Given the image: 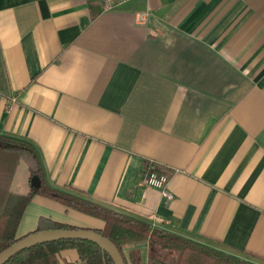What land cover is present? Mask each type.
Here are the masks:
<instances>
[{
    "label": "crops",
    "instance_id": "crops-1",
    "mask_svg": "<svg viewBox=\"0 0 264 264\" xmlns=\"http://www.w3.org/2000/svg\"><path fill=\"white\" fill-rule=\"evenodd\" d=\"M0 134L53 187L264 264V0H0ZM152 165L172 198L143 183ZM11 190H29L24 161ZM41 218L103 227L35 196L17 237Z\"/></svg>",
    "mask_w": 264,
    "mask_h": 264
},
{
    "label": "trees",
    "instance_id": "trees-1",
    "mask_svg": "<svg viewBox=\"0 0 264 264\" xmlns=\"http://www.w3.org/2000/svg\"><path fill=\"white\" fill-rule=\"evenodd\" d=\"M20 161H24L29 170V190L26 194L11 190V182ZM150 171L157 175L168 173L161 165L150 166ZM33 177H37L36 184L32 182ZM35 196L55 200L101 219L103 227L93 230L115 244L125 264H141L140 249L134 247L137 243H147V264H256L167 230L151 227L126 213L53 187L45 178L34 146L24 139L0 134V252L20 238L17 237L19 223L25 208ZM48 229L78 227L41 218L34 231ZM65 249L75 250L84 264H113L110 256L98 245L79 239L37 244L18 252L4 264H77L59 262L57 256Z\"/></svg>",
    "mask_w": 264,
    "mask_h": 264
},
{
    "label": "water",
    "instance_id": "water-1",
    "mask_svg": "<svg viewBox=\"0 0 264 264\" xmlns=\"http://www.w3.org/2000/svg\"><path fill=\"white\" fill-rule=\"evenodd\" d=\"M32 182L36 184L37 177H33ZM68 239L91 241L98 245L110 256L113 264H125L121 253L111 240L99 234L95 230L88 228L48 229L27 233L0 252V264L6 263L12 256L17 254L18 252L37 244Z\"/></svg>",
    "mask_w": 264,
    "mask_h": 264
},
{
    "label": "built area",
    "instance_id": "built-area-1",
    "mask_svg": "<svg viewBox=\"0 0 264 264\" xmlns=\"http://www.w3.org/2000/svg\"><path fill=\"white\" fill-rule=\"evenodd\" d=\"M126 1H129V0H101V4H102L103 10L108 11V10L113 9L115 6L123 2H126ZM142 180H143V183L146 185H151V186L161 188L164 196L168 197L169 199L172 198V194H170L166 189V183L168 180L166 175H163V174L157 175L151 172L149 169L148 171L145 172Z\"/></svg>",
    "mask_w": 264,
    "mask_h": 264
}]
</instances>
